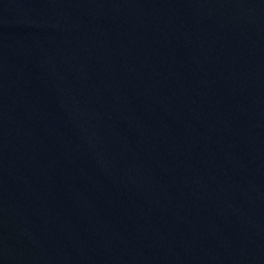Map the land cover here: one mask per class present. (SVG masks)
Segmentation results:
<instances>
[{
	"label": "water",
	"instance_id": "obj_1",
	"mask_svg": "<svg viewBox=\"0 0 264 264\" xmlns=\"http://www.w3.org/2000/svg\"><path fill=\"white\" fill-rule=\"evenodd\" d=\"M0 264H264V0H0Z\"/></svg>",
	"mask_w": 264,
	"mask_h": 264
}]
</instances>
